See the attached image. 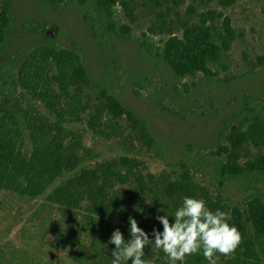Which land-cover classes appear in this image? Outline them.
I'll use <instances>...</instances> for the list:
<instances>
[{
	"label": "trees",
	"instance_id": "1",
	"mask_svg": "<svg viewBox=\"0 0 264 264\" xmlns=\"http://www.w3.org/2000/svg\"><path fill=\"white\" fill-rule=\"evenodd\" d=\"M46 1L54 5L53 0ZM74 1L92 5L110 21L117 7L129 10L140 3L151 11L159 10L157 24L149 31L163 38L160 46L152 45V52L178 79L208 75L210 65L225 56L235 39L229 18L224 17L218 26L213 21L215 13L210 11L196 22L189 18L170 26V14H175L182 0L64 3ZM10 2L0 0V55L12 20ZM47 28L57 29L46 24L34 30L44 43L15 52L9 61L17 69L0 76V194L36 199L47 192L45 202L55 206L65 219L69 217L66 224L55 227L56 245L69 249L68 257L76 264H111L115 245L108 241L117 228L125 242L131 239L129 217L136 219L154 242L153 229L163 230L156 217L167 214L174 223L173 213L184 196L203 199L213 212L219 209L227 213V222L242 235L231 258L220 256L217 264H264V104L245 103L235 122L228 123L224 142L213 153L220 158L216 161L215 194L200 185L194 172L182 163L178 173L155 175L135 157L100 159L84 145L82 131L73 123L84 117L89 129L112 139L108 131L117 129L113 120L124 119L139 140L153 144L149 125L107 88L95 85L80 54L56 45L57 36L49 34ZM90 86L97 89L96 96L84 102L90 98L86 92ZM252 178L261 185L253 187L254 193L234 200L223 197L220 189L227 181ZM144 251L145 259L167 264L162 252H153L152 244ZM184 264L208 262L196 254L188 256Z\"/></svg>",
	"mask_w": 264,
	"mask_h": 264
},
{
	"label": "rangeland",
	"instance_id": "2",
	"mask_svg": "<svg viewBox=\"0 0 264 264\" xmlns=\"http://www.w3.org/2000/svg\"><path fill=\"white\" fill-rule=\"evenodd\" d=\"M64 1L53 0L52 5L46 0H11L12 20L0 55V76L17 69L9 61L15 52L44 43L34 30L55 25V31L47 28L57 36L55 44L78 52L92 82L144 118L154 138L153 144H145L124 119H118L113 120L117 129L108 131L114 137L108 139L89 129L83 117L73 126L82 131L84 145L100 159L135 157L155 175L178 173L182 163L215 194L220 158L213 153L224 142L228 123L235 122L245 103L264 104V0H182L170 14V26L189 18L196 22L210 11L218 26L229 18L235 32L230 49L210 65L208 75L183 79L176 78L152 52L163 38L149 31L157 24L159 10L140 3L129 10L117 7L110 21L92 5ZM96 91L90 86L86 91L90 98L84 102L93 99ZM260 186L255 178L232 180L220 191L234 200ZM46 193L36 199L0 194V264H76L68 257L69 249L56 245L55 227L66 224L69 217L65 219L45 202Z\"/></svg>",
	"mask_w": 264,
	"mask_h": 264
},
{
	"label": "clouds",
	"instance_id": "3",
	"mask_svg": "<svg viewBox=\"0 0 264 264\" xmlns=\"http://www.w3.org/2000/svg\"><path fill=\"white\" fill-rule=\"evenodd\" d=\"M173 217L174 223L167 214L156 217L163 230L153 229L154 242L136 219L129 217L131 239L125 242L117 228L108 241L115 245L111 264H154V258H144L149 244L154 253L164 254L167 264H184L188 256L196 254H201L208 264H217L220 256L231 258L242 242L238 228L227 222L228 214L219 209L213 212L203 199L182 197V205Z\"/></svg>",
	"mask_w": 264,
	"mask_h": 264
}]
</instances>
